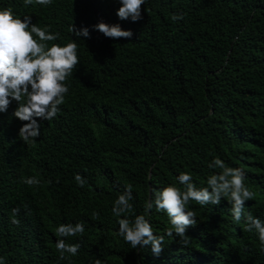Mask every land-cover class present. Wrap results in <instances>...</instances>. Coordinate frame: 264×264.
I'll list each match as a JSON object with an SVG mask.
<instances>
[{
  "label": "trees",
  "instance_id": "1",
  "mask_svg": "<svg viewBox=\"0 0 264 264\" xmlns=\"http://www.w3.org/2000/svg\"><path fill=\"white\" fill-rule=\"evenodd\" d=\"M120 6L0 0V10L58 32L49 46L75 40L80 59L56 118L38 119L35 146L19 138L24 122L13 115L15 101L0 113V257L6 264H264L257 233L243 231L224 198L219 205L190 203L198 223L187 229L188 247L166 235L170 219L153 207L146 219L164 236L159 256L150 245L132 249L112 214L126 184L135 214L144 215L155 190L183 189L181 172L207 187L208 176L221 171L208 165L220 158L244 170L255 193L244 213L264 221V0H146L137 22L120 20ZM100 21L133 36L106 38L92 28ZM73 24L88 27L90 38L74 37ZM31 176L38 187L21 182ZM13 208L20 209L19 225L11 222ZM77 222L84 235L66 242L79 243V252L61 260L55 229Z\"/></svg>",
  "mask_w": 264,
  "mask_h": 264
},
{
  "label": "clouds",
  "instance_id": "2",
  "mask_svg": "<svg viewBox=\"0 0 264 264\" xmlns=\"http://www.w3.org/2000/svg\"><path fill=\"white\" fill-rule=\"evenodd\" d=\"M146 0H119L120 7L116 13L120 20L137 22L142 17V6ZM33 0H24L25 6L31 5ZM41 6H50L53 0H35ZM173 21L183 19L182 15H173ZM94 30L102 33L106 38L119 40L130 39L131 30H124L119 24H107L103 21L93 25ZM74 37L90 38L88 27L76 28L70 26ZM60 38L58 32L49 31V26L40 27L31 22V17H17L11 8L0 10V113L6 112L10 104L15 101L17 107L13 115L24 122L19 129V138L26 144L35 146L36 138L41 135L38 119L51 121L60 112V106L65 103V96L69 91L65 83L72 76L80 64L78 44L75 40L64 46L48 42ZM209 168L221 171L208 176L207 187L197 188L192 175L181 172L177 180L183 189L176 185H168L154 191V198L145 202L144 215H136L131 184L125 185V191L118 196L112 206V214L118 219V235L130 244L132 249L151 246L154 255L159 256L163 250L164 236L154 234L151 223L146 219L153 207L158 212H165L170 219L171 227L166 235L173 237V233L180 238V243L188 247L191 238L187 236V229L195 226L196 212L189 205L195 202L201 206L219 205L221 199L231 204V215L236 223L244 222L243 231L258 235L261 248L264 249V221L253 216L250 212L245 215V202L253 200L255 193L245 185V172L239 167L227 166L220 158H215ZM79 187H84L86 179L80 174L75 175ZM22 183L38 187L41 181L35 176L22 178ZM19 208H13L11 222L19 225L16 218ZM134 216V219H129ZM123 217V218H120ZM93 219H99V213L92 212ZM85 233L83 222L75 224H60L55 229L58 238L55 244L59 252V259L77 256L81 245L67 243L71 237H82ZM0 264H6L0 257ZM94 264H102L96 259Z\"/></svg>",
  "mask_w": 264,
  "mask_h": 264
}]
</instances>
